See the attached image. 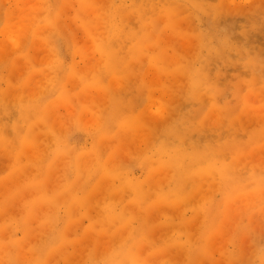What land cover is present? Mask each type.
Listing matches in <instances>:
<instances>
[{"label": "rangeland", "instance_id": "1", "mask_svg": "<svg viewBox=\"0 0 264 264\" xmlns=\"http://www.w3.org/2000/svg\"><path fill=\"white\" fill-rule=\"evenodd\" d=\"M0 264H264V0H0Z\"/></svg>", "mask_w": 264, "mask_h": 264}]
</instances>
